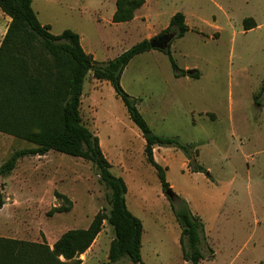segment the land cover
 <instances>
[{
	"label": "rangeland",
	"instance_id": "rangeland-1",
	"mask_svg": "<svg viewBox=\"0 0 264 264\" xmlns=\"http://www.w3.org/2000/svg\"><path fill=\"white\" fill-rule=\"evenodd\" d=\"M33 6L52 33L78 32L99 62L117 57L150 31L160 33L176 12L185 14L190 29L173 40L172 54L179 68L198 69L201 76H176L169 56L154 48L131 60L121 83L138 99L155 133L178 136L199 149L196 163L203 172L193 170L181 149L165 146L158 153L172 190L203 220L205 258L197 264H264V0H146L137 19L124 23L112 21L114 0H33ZM246 17L257 26L245 30ZM82 102L85 120L95 110L92 129L104 142L112 172L128 185L129 209L144 224L145 264H195L183 255L176 203L163 190L146 158L145 139L112 84L88 73ZM32 146L0 132V166ZM5 186L24 189L2 191ZM56 192L71 199L68 211H55L70 206ZM0 193L1 236L50 246L110 209L94 164L55 150L21 158L9 176H0ZM114 236L105 221L82 254L83 264H137L129 257L110 261Z\"/></svg>",
	"mask_w": 264,
	"mask_h": 264
},
{
	"label": "trees",
	"instance_id": "trees-1",
	"mask_svg": "<svg viewBox=\"0 0 264 264\" xmlns=\"http://www.w3.org/2000/svg\"><path fill=\"white\" fill-rule=\"evenodd\" d=\"M145 3L146 0H117L112 21L123 23L133 20L137 10ZM0 9L11 17L0 45V132L34 144L15 151L0 166V176H9L23 157L59 151L94 164L99 182L108 190L110 205L108 211L99 210L87 228L67 230L53 246L46 242L0 236V264H82V254L94 243L105 221L115 235L109 249L110 261L118 262L129 257L134 263L145 264L142 257L144 224L127 205L128 185L122 176L112 172L113 165L104 154L98 135L83 117L84 82L88 73L92 72L95 79L112 84L145 139L146 158L156 169L164 191L172 187L167 180L168 167L155 159L154 149L157 146L181 149L194 171H206L196 163L199 155L196 144L184 143L178 136L155 133L139 110L138 99L126 92L121 83L122 74L131 60L154 49L152 40L165 33L179 38L188 32L190 27L185 14L176 12L168 27L156 36L141 40L107 62H99L86 52L78 32L68 28L59 34L52 33L51 25L40 21L33 0H0ZM256 26L254 18L244 19L245 30ZM173 40L163 51L169 56L176 76L199 78L201 73L198 69L188 74L186 69L178 67L171 50ZM56 195L70 206L61 205L55 211H68L71 199L60 192ZM172 201L176 203L175 215L182 229L180 244L184 258L197 264L205 258L203 220L175 192Z\"/></svg>",
	"mask_w": 264,
	"mask_h": 264
},
{
	"label": "crops",
	"instance_id": "crops-1",
	"mask_svg": "<svg viewBox=\"0 0 264 264\" xmlns=\"http://www.w3.org/2000/svg\"><path fill=\"white\" fill-rule=\"evenodd\" d=\"M117 0H114V2H116ZM34 7V6H33ZM112 7V6H111ZM36 11V10H35ZM37 12V11H36ZM37 15H38V13H37ZM112 16H113V14H112ZM0 18L2 19V22L0 23V45H1V43H2V40L4 39V37H5V35H6V33H7V30H8V27H9V24H10V22H11V17L10 16H8V15H6L2 10H0ZM253 18V17H252ZM134 19H137V16H135V18ZM256 21V20H255ZM129 22V21H128ZM186 22H187V20H186ZM114 23V22H113ZM124 23V22H123ZM257 23V22H256ZM44 24V23H43ZM168 26H166V27H164V28H162V31L165 29V28H167ZM159 34V33H158ZM157 35V32H155V33H152L151 31L148 33V35H147V39H151L152 37H154V36H156ZM81 43H82V37H81ZM83 46V45H82ZM85 49V48H84ZM151 51V50H150ZM87 52V51H86ZM146 52H148V51H146ZM88 53H90V54H92L91 52H88ZM93 55V54H92ZM94 56V55H93ZM95 58V57H94ZM187 70H190V69H187ZM194 70V69H193ZM186 77H189V75H187ZM98 80V79H97ZM99 81H102V80H99ZM107 81V80H106ZM168 97V96H167ZM83 103V102H82ZM93 107H91L90 108V110L92 109ZM94 114H95V110H94ZM94 114H93V116H92V118L90 119V120H86L87 121V123H88V125L90 126V128L92 129V124H94V120H95V116H94ZM84 117V116H83ZM144 117L146 118V120L148 121V123L150 124V126H151V122L149 121V119H147V117L145 116V114H144ZM151 128H152V126H151ZM153 129V128H152ZM93 130V129H92ZM94 131V130H93ZM95 132V131H94ZM96 133V132H95ZM97 135H98V137H99V140H100V144H101V147H102V150H103V152H104V154L106 155V157L108 158V155H107V153H106V150H105V147H104V142L102 141V139H101V137H100V135H99V132H97L96 133ZM161 148L162 147H160V146H157V147H155V149H154V156H155V159L160 163V159H159V157H158V153L161 151ZM108 160H109V158H108ZM110 161V160H109ZM186 164H187V162H186ZM113 165V164H112ZM166 167H168V166H166ZM171 187H172V185H171ZM16 190V191H23V189H24V187H10L9 188V186H5V189H2V191H7V192H13V190ZM128 191H129V188H128ZM4 204V203H3ZM128 205V204H127ZM1 208L2 207H0V210H1ZM142 220V219H141ZM144 234V233H143ZM1 235H3L4 236V233H2V232H0V236ZM143 239V238H142ZM83 264V263H82Z\"/></svg>",
	"mask_w": 264,
	"mask_h": 264
},
{
	"label": "water",
	"instance_id": "water-1",
	"mask_svg": "<svg viewBox=\"0 0 264 264\" xmlns=\"http://www.w3.org/2000/svg\"><path fill=\"white\" fill-rule=\"evenodd\" d=\"M174 38H175V34L165 33L159 38L152 40L151 45L153 48L165 49ZM187 72L188 74H192L194 70L190 69V70H187ZM165 192L171 199H174V191L172 190V188L166 190Z\"/></svg>",
	"mask_w": 264,
	"mask_h": 264
}]
</instances>
